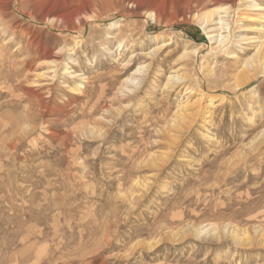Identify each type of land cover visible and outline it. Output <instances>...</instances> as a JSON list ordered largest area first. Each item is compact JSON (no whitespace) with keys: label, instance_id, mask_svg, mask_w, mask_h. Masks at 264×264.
Instances as JSON below:
<instances>
[{"label":"rangeland","instance_id":"rangeland-1","mask_svg":"<svg viewBox=\"0 0 264 264\" xmlns=\"http://www.w3.org/2000/svg\"><path fill=\"white\" fill-rule=\"evenodd\" d=\"M165 1L0 0V264H264V0Z\"/></svg>","mask_w":264,"mask_h":264},{"label":"bare ground","instance_id":"bare-ground-1","mask_svg":"<svg viewBox=\"0 0 264 264\" xmlns=\"http://www.w3.org/2000/svg\"><path fill=\"white\" fill-rule=\"evenodd\" d=\"M77 1H78V3L80 2V5L77 6L75 9H72L71 12H68V13L62 12V10L65 7H67V6H65L67 3L69 6V4H73ZM193 1L194 0H182V2L178 4V13H180V15L182 14L183 17H186V15L188 17V15H189L190 17L197 19L198 22H200V24L202 25V27H204V29L208 30V25L210 23L212 24V21H214L212 19V17L217 13V11L215 13L214 11L212 12V10H210V11L206 10V6L202 5V4L200 6L203 8L201 10H196V7L192 5ZM197 1H203V0H197ZM28 2L32 8V11H30L28 14V16H30V18L34 17V19H37V20L41 21L42 23L48 24L50 22L53 25L60 26L64 29H69V30H70L71 26H75L76 24H80V25L89 24L92 19H94L95 17L101 16L102 13H104V12L107 13V14L104 13L105 15H108L109 12H113V11H115L116 13L126 12L127 11L126 9L128 7H130V4L132 5V7H136L141 12L144 11L147 19H149L155 23H158V24L162 22L160 15L158 14V12H160V8H161L160 7V4H161L160 0H114V1H105V0H28ZM56 4H59V6ZM166 4H167V2H166ZM171 5H174V1H173V3L171 2ZM255 6L260 8V6L258 4H255ZM162 7L164 8V6H162ZM153 8L156 9V11L151 10ZM161 10H164V9H161ZM222 10H225L226 13L228 12L227 9H225V8L224 9L222 8ZM101 11H103V12H101ZM95 13H97L96 16H95ZM225 20L220 19L219 22H222L221 24H223V22H225ZM225 25L228 26L227 23ZM220 37H221L220 41L222 42L226 36L220 35ZM34 41H35V39H34ZM34 41H31V42H34ZM34 45L36 47L35 49L40 48L42 50V43L41 42L35 43ZM30 46H31V44H30ZM43 48H44V50H42L43 51L42 54L45 57V59L47 60V62H49V63L56 64L60 58L59 56L64 53V51L61 49H60V51L57 50L54 52V51L47 50L45 47H43ZM49 49H50V47H49ZM256 60H257V58H256ZM258 62H259L258 66L259 65L261 67L264 66L263 62H260V60ZM250 64H252V63H250ZM247 65L249 66V64H247ZM253 67H254V65H253ZM201 100L198 102H201ZM42 103H44V102H42ZM14 143H17V142H14ZM207 229H212V225L209 226Z\"/></svg>","mask_w":264,"mask_h":264}]
</instances>
